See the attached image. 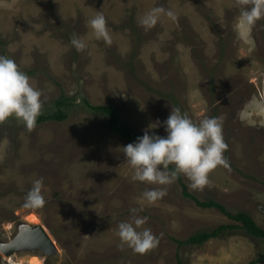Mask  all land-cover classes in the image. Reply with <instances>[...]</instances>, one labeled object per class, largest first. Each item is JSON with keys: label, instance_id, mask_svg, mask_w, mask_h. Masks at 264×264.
I'll list each match as a JSON object with an SVG mask.
<instances>
[{"label": "rangeland", "instance_id": "obj_1", "mask_svg": "<svg viewBox=\"0 0 264 264\" xmlns=\"http://www.w3.org/2000/svg\"><path fill=\"white\" fill-rule=\"evenodd\" d=\"M158 6L177 19L161 15L142 26ZM240 11L237 0H0V55L42 91L41 113L55 112L64 96L73 100L63 120L31 130L14 117L0 123V264H248L264 252V240L242 228L180 244L233 221L198 206L178 177L165 186L134 181L123 146L135 140L110 130L108 116L85 102L115 105L140 135L171 108L197 123L222 120L230 170L214 169L202 189L184 174L181 180L199 199L246 212L264 228V19L242 28ZM101 13L111 45L89 24ZM74 35L87 45L83 52L71 44ZM154 131L166 136L163 127ZM40 178L45 205L25 207ZM160 188L164 197L144 199V191ZM133 208L159 240L144 254L118 236ZM41 226L54 247L27 242ZM2 245L15 250L6 254Z\"/></svg>", "mask_w": 264, "mask_h": 264}, {"label": "clouds", "instance_id": "obj_2", "mask_svg": "<svg viewBox=\"0 0 264 264\" xmlns=\"http://www.w3.org/2000/svg\"><path fill=\"white\" fill-rule=\"evenodd\" d=\"M240 6L239 26L252 28L264 19V0H237ZM161 15L173 21L176 14L162 6L154 7L147 12L140 23L146 28L155 26ZM97 40L111 45L112 40L107 27V18L101 13L89 21ZM71 44L76 51L83 52L87 45L77 36H73ZM42 91L34 87L28 75L21 71L17 63L6 56L0 55V123L15 118L31 130L41 115L43 101ZM163 127L166 136H161L155 129ZM228 145L223 137L222 120L216 117H205L198 123L194 122L180 108H171L167 119L150 122L142 136L136 141L123 146L127 163L134 169L132 179L154 185H170L178 174H184L190 181L192 189H202L209 185V174L219 166L230 170L224 156ZM174 170L169 171V166ZM43 178L34 181L27 193L25 207L40 209L45 205L42 195ZM166 189L146 190L143 193L148 203H154L166 195ZM130 221L118 224V236L121 245H126L134 252L144 254L155 248L158 238L150 228H143L147 217L137 213L142 209L130 210Z\"/></svg>", "mask_w": 264, "mask_h": 264}, {"label": "trees", "instance_id": "obj_3", "mask_svg": "<svg viewBox=\"0 0 264 264\" xmlns=\"http://www.w3.org/2000/svg\"><path fill=\"white\" fill-rule=\"evenodd\" d=\"M85 102L94 112L108 116L109 118L108 127L110 130L120 133L124 137L135 141L137 137L142 136L140 134L135 133L131 129V127L126 122L123 121L115 105L113 104L93 105L90 104L89 101H87V99H85ZM72 103H73L72 99L65 96L62 97L60 100L56 101V106L58 109H56L55 112H51L49 114L41 113V115L37 118L35 125H38L42 122L49 120L66 119L69 113L67 108H69L72 105ZM170 168L171 170H174V166L170 165ZM177 177L183 185L184 194L188 197L193 198L198 206L204 208H217L221 210L224 214H226V216L233 221L232 223L220 224L214 229L211 228V229L197 231L184 240H178L180 244L202 245L211 238L217 237L218 235L225 233V231L234 230L238 228H242L245 231H247L249 234L255 236L256 238L264 240V228L261 227L250 214L243 211L232 213L226 208L224 204L214 199H209V200L199 199L195 194L188 191V186L185 183H183L181 180L182 177L181 174H178ZM263 261H264V252L259 254V256L256 259L252 260L248 264H258Z\"/></svg>", "mask_w": 264, "mask_h": 264}, {"label": "water", "instance_id": "obj_4", "mask_svg": "<svg viewBox=\"0 0 264 264\" xmlns=\"http://www.w3.org/2000/svg\"><path fill=\"white\" fill-rule=\"evenodd\" d=\"M28 237L26 238L27 242L30 244H43V245H49L53 246V241L49 235V233L41 226L38 229H34L30 231V234L27 235ZM54 247V246H53ZM1 249L6 253L10 254L12 251L15 249L11 247V245H6V246H1Z\"/></svg>", "mask_w": 264, "mask_h": 264}]
</instances>
